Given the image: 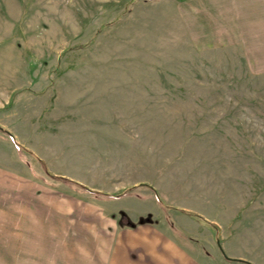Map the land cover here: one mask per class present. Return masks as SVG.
I'll return each mask as SVG.
<instances>
[{
  "label": "rangeland",
  "instance_id": "374dc122",
  "mask_svg": "<svg viewBox=\"0 0 264 264\" xmlns=\"http://www.w3.org/2000/svg\"><path fill=\"white\" fill-rule=\"evenodd\" d=\"M235 6L0 0V264L43 263L15 248V200L61 201L49 232L84 241L155 209L123 198L150 187L206 264H264V47L233 38Z\"/></svg>",
  "mask_w": 264,
  "mask_h": 264
},
{
  "label": "crops",
  "instance_id": "0c3cea01",
  "mask_svg": "<svg viewBox=\"0 0 264 264\" xmlns=\"http://www.w3.org/2000/svg\"><path fill=\"white\" fill-rule=\"evenodd\" d=\"M231 2L236 3L231 10L234 16L229 26L236 31L233 38L243 46L255 45V50L259 48V43L264 47V0ZM216 35L219 41L221 36ZM221 43L223 41H219L218 45ZM12 104L9 109L14 111L15 103ZM0 125L8 128L2 122ZM123 196L135 198L133 201L143 207L153 204L156 208H147L145 215L141 214L137 219L130 218L122 208L119 217L114 213L107 214L106 219L110 220L108 224L103 225L100 220L92 224L95 230L91 232L94 234L88 233V240L84 241L81 237L75 240L72 237L81 234L77 225L69 228L60 225L55 227V233L49 232L48 219L59 220L62 224L60 212L57 211V206L62 207L61 201L55 198L47 201L46 197L17 199L13 206L18 208V214L9 218L19 226L11 239H14L15 248H25L19 250L20 253L42 252V264H206L204 257L208 254L203 249L202 253L196 251L192 236L178 228L170 209L159 203L156 195L131 192ZM47 202L54 211H48ZM157 209L162 211V218L155 216ZM34 236L36 238L33 240ZM35 246L39 248L35 249Z\"/></svg>",
  "mask_w": 264,
  "mask_h": 264
},
{
  "label": "trees",
  "instance_id": "16d2710c",
  "mask_svg": "<svg viewBox=\"0 0 264 264\" xmlns=\"http://www.w3.org/2000/svg\"><path fill=\"white\" fill-rule=\"evenodd\" d=\"M0 130L1 131H3V132H6L8 135H9V137H11L13 140H14V137H13V135H12V133H10L6 128H3L1 125H0ZM18 147H20V145L18 144ZM21 149H24V148H22V147H20ZM60 179H62L61 178V176H58ZM67 182H74L73 180H71V179H65ZM74 183H76V182H74ZM77 185H80V186H82L81 184H78V183H76ZM84 187V186H83ZM86 190H88L91 194H98V195H102V196H104V197H119V196H121V195H123V193L124 192H126V191H122V192H119V193H116V194H113V193H104V192H98V191H92V190H90V189H88V187H84ZM151 189H153V192H155V194H156V196H157V199H158V201H159V203H161V201H160V199L158 198V192H156V190L153 188V187H150ZM191 216H195V218H197L203 225H211L210 223V221L208 220V219H205L202 215H200V214H198V213H196V212H194V213H189ZM220 251H222L223 252V255L225 256V257H227L226 256V254H225V252L222 250V248H220ZM227 259H229V260H233V259H237V258H228L227 257ZM237 260H240V261H243V260H241V259H237ZM248 262V261H247ZM250 264H252L251 262H249Z\"/></svg>",
  "mask_w": 264,
  "mask_h": 264
}]
</instances>
